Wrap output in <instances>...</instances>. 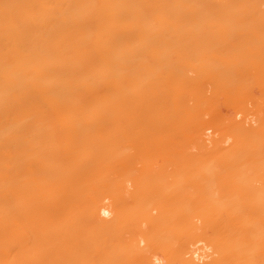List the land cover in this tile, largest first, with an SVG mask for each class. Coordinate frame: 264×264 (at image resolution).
I'll return each instance as SVG.
<instances>
[{
    "label": "bare ground",
    "instance_id": "1",
    "mask_svg": "<svg viewBox=\"0 0 264 264\" xmlns=\"http://www.w3.org/2000/svg\"><path fill=\"white\" fill-rule=\"evenodd\" d=\"M0 264H264V0H0Z\"/></svg>",
    "mask_w": 264,
    "mask_h": 264
}]
</instances>
